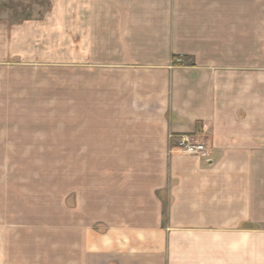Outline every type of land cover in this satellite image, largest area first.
Returning <instances> with one entry per match:
<instances>
[{
    "label": "crops",
    "instance_id": "obj_1",
    "mask_svg": "<svg viewBox=\"0 0 264 264\" xmlns=\"http://www.w3.org/2000/svg\"><path fill=\"white\" fill-rule=\"evenodd\" d=\"M252 1L49 0L40 16L0 17V115L15 113L18 67L71 72L62 110L29 112L57 123L25 129L55 140V161L89 164L75 175L84 233L68 264H257L256 219L240 216L256 209L255 183L229 166L251 162L242 148L264 138V73L240 46ZM226 29L238 37L227 58ZM17 131L0 123V145ZM193 132L210 157L178 148Z\"/></svg>",
    "mask_w": 264,
    "mask_h": 264
},
{
    "label": "rangeland",
    "instance_id": "obj_2",
    "mask_svg": "<svg viewBox=\"0 0 264 264\" xmlns=\"http://www.w3.org/2000/svg\"><path fill=\"white\" fill-rule=\"evenodd\" d=\"M49 6V0H0V17L21 22L42 15ZM250 7L253 15L250 19H242V23L250 25L252 31L247 34L242 32L240 46H254L255 66L250 69L264 73V0H253ZM245 10V13L248 12V7ZM225 33L224 52L227 58V55L232 54L231 46L238 37L234 38L227 29ZM59 53L61 57L71 58V51ZM23 57V54L14 55L12 59L23 63L26 61L22 60ZM33 68L37 70L30 67L26 70L24 66L17 68L16 83L9 85V94H15L9 100L15 107V113L0 115V123L14 125L18 130L16 145H0V159L12 158V161H0V264H68V253L72 254L73 250V237L79 240L84 233L79 226L84 221L81 220L83 211L74 203L75 175L78 185L79 175L88 169L89 164L57 162L55 140L27 137L26 133L29 132L25 129L38 128L36 125L40 124L50 128L51 123H57L55 114L29 112L41 109L38 106H46L48 102L54 105L56 102L60 107L55 105L52 111L62 110L63 99L56 96L65 92L69 95L71 91V72L56 70L47 74L42 73L40 67ZM67 77L70 83L60 82ZM66 101L71 102L70 99ZM191 134L198 135L197 140L210 150L204 135L198 132ZM257 143L256 146L242 148L246 149L245 154L252 157L251 162H231L229 166L230 170L250 172L251 181L255 183L256 193L252 197L256 201V209L250 214L242 210L240 216L256 219L255 225L251 227L257 236L256 263L264 264V138ZM208 149L203 157H210ZM226 218H232V215L226 212ZM225 229L232 231L233 227Z\"/></svg>",
    "mask_w": 264,
    "mask_h": 264
},
{
    "label": "built area",
    "instance_id": "obj_3",
    "mask_svg": "<svg viewBox=\"0 0 264 264\" xmlns=\"http://www.w3.org/2000/svg\"><path fill=\"white\" fill-rule=\"evenodd\" d=\"M178 62L181 59H177ZM198 135L184 134L177 141L178 148L186 154L206 155L207 146L197 140Z\"/></svg>",
    "mask_w": 264,
    "mask_h": 264
}]
</instances>
